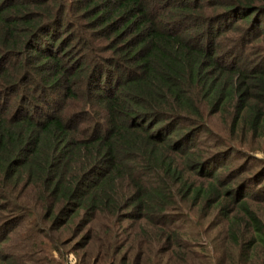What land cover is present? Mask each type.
<instances>
[{"label": "trees", "instance_id": "obj_1", "mask_svg": "<svg viewBox=\"0 0 264 264\" xmlns=\"http://www.w3.org/2000/svg\"><path fill=\"white\" fill-rule=\"evenodd\" d=\"M204 132L223 150L200 151ZM245 140L264 152V0H0V264L55 263L48 242L40 258L5 244L26 218L171 264L188 206L231 203L257 243L230 230L239 264H257L264 156L237 187L215 177Z\"/></svg>", "mask_w": 264, "mask_h": 264}, {"label": "rangeland", "instance_id": "obj_2", "mask_svg": "<svg viewBox=\"0 0 264 264\" xmlns=\"http://www.w3.org/2000/svg\"><path fill=\"white\" fill-rule=\"evenodd\" d=\"M71 51L75 52V49L68 48L67 54L68 52L71 53ZM67 58L69 60L68 56ZM222 120L225 121L223 118ZM221 125L220 117H207V126L212 133H223ZM198 140L201 142L199 150L206 149L204 154L223 150L222 147L216 146V140L214 138L211 139V135L208 133L204 132V134L198 135ZM210 141L211 143H209ZM225 143H227L226 140ZM239 145L236 141H232L230 146H233L235 150L230 151L231 157L224 159L225 165L215 167V177L219 182L221 181V184L230 182L234 187H237L244 182L247 176L258 173L262 168L254 165V163L256 158L264 156V152L256 150V144H253L252 141L247 142L245 140L243 143L239 142ZM260 178L261 184H263L264 171L261 173ZM257 199L258 201H256ZM248 202L252 208L257 210L264 223V193L261 195L257 194L254 199H249ZM235 204H229L228 215L221 213L219 208H207L201 211L200 208H190L188 206L187 217L179 220L177 224L186 232L184 238L190 244H185L184 247L175 249V260L172 259L171 264H239L241 260L238 257V240H232L230 230L238 229L243 234L244 240H240V244L257 243L255 233L251 227L250 231H248L245 229L243 223L231 222L233 216L236 214L235 209H237V206ZM31 223L32 221L28 218L23 219L22 222L20 221L11 240L5 243L17 251L16 256L28 254L35 258H40L42 253H36L37 247L48 242L55 248V251L52 252L55 259L54 264H83V260L85 259L88 264L95 249L105 246L109 248V251L112 247H115L117 252H119L115 253L110 259L111 264L117 261L116 258L120 254L124 259L119 261V264H153L154 261L153 255L147 258L141 254V250H139L140 244H134L133 247H127L129 246L128 244H92L93 249H89L87 247H80L83 239L72 232V230L44 227L43 223L33 226ZM43 227L45 233L41 239H32V237L37 235L36 231ZM38 233L40 234V232ZM21 246L23 247L22 249H20ZM244 254L247 256L248 253ZM250 256L254 258L253 263L264 264V255L259 250L254 251ZM37 262L38 260H36ZM93 262H97L96 257L93 259Z\"/></svg>", "mask_w": 264, "mask_h": 264}]
</instances>
